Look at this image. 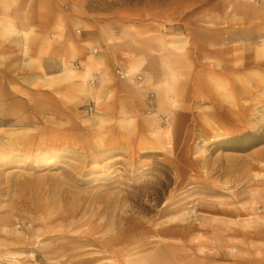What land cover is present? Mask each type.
Segmentation results:
<instances>
[{"label": "rangeland", "instance_id": "obj_1", "mask_svg": "<svg viewBox=\"0 0 264 264\" xmlns=\"http://www.w3.org/2000/svg\"><path fill=\"white\" fill-rule=\"evenodd\" d=\"M0 264H264V0H0Z\"/></svg>", "mask_w": 264, "mask_h": 264}, {"label": "crops", "instance_id": "obj_2", "mask_svg": "<svg viewBox=\"0 0 264 264\" xmlns=\"http://www.w3.org/2000/svg\"><path fill=\"white\" fill-rule=\"evenodd\" d=\"M81 39L86 42L89 40H99L98 35L94 32H90V31H83V36L81 37ZM63 52V48H59L58 47V53H62ZM58 68H61V60L60 58H58ZM61 73H59L58 75H60ZM58 75L56 76V78H47V82L45 83V87L51 86L53 87L55 84V80L58 79ZM117 84L122 85V82L120 80L117 79ZM164 118V117H163ZM161 118V120L163 119ZM163 122V121H162Z\"/></svg>", "mask_w": 264, "mask_h": 264}, {"label": "built area", "instance_id": "obj_3", "mask_svg": "<svg viewBox=\"0 0 264 264\" xmlns=\"http://www.w3.org/2000/svg\"><path fill=\"white\" fill-rule=\"evenodd\" d=\"M76 32H77V34L80 33L79 30H76ZM116 73H118V75H119V77H120L121 79L125 77V75L122 74V72H120V70L116 71ZM137 78L140 79V77H137ZM153 98H154V97H153V94H150V95L148 96V99H147L148 107H149L150 110H153ZM84 110H85L86 112H87V111L91 112V111H92V106L86 105L85 108H84Z\"/></svg>", "mask_w": 264, "mask_h": 264}, {"label": "trees", "instance_id": "obj_4", "mask_svg": "<svg viewBox=\"0 0 264 264\" xmlns=\"http://www.w3.org/2000/svg\"><path fill=\"white\" fill-rule=\"evenodd\" d=\"M246 138H258L255 134H251V133H248V134H244L242 136H237V137H233V138H230L229 140L230 141H236V142H243L244 139ZM254 146V144H253ZM256 146V145H255Z\"/></svg>", "mask_w": 264, "mask_h": 264}, {"label": "bare ground", "instance_id": "obj_5", "mask_svg": "<svg viewBox=\"0 0 264 264\" xmlns=\"http://www.w3.org/2000/svg\"><path fill=\"white\" fill-rule=\"evenodd\" d=\"M136 78V77H135ZM167 120L166 119H164V121L163 122H166Z\"/></svg>", "mask_w": 264, "mask_h": 264}]
</instances>
